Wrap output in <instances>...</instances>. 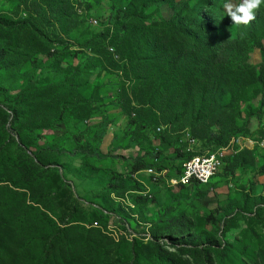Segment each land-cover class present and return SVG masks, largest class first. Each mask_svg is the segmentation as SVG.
I'll use <instances>...</instances> for the list:
<instances>
[{"label": "rangeland", "instance_id": "374dc122", "mask_svg": "<svg viewBox=\"0 0 264 264\" xmlns=\"http://www.w3.org/2000/svg\"><path fill=\"white\" fill-rule=\"evenodd\" d=\"M125 1L94 0L88 5L87 0H65L58 9L61 22L57 23L40 0H0V18H10L20 26L11 31L0 27V54H4L0 59L2 261L163 264L157 260L152 243L159 240L161 254L170 253L175 264H184V260L193 264L187 255L168 244V238L178 241L209 232L225 243V255L217 258L213 254L208 264H264V175L259 172L264 150L258 145L248 143L254 150L252 169H237L231 175L221 168L206 186L180 187L169 180L176 177L186 157H179L175 140L170 138L162 155V166L169 170L168 180L155 181L142 171L134 174L142 190L152 198L141 212L133 205L132 187L110 190V183L118 184L116 177L122 180L135 164H142L143 152L151 148L156 129L139 132L129 129L125 111L115 105L128 103L119 91L106 89L105 95V88L102 89L106 103L115 105L109 104L104 109L105 115L91 100L96 85L117 87L122 74L117 77L112 72L96 70L88 77L85 74L73 77L69 68L84 62L79 58L81 54L73 58L71 52L81 50L90 36L98 34L103 28L101 23ZM239 2L214 3L212 10L219 35L233 37L232 28L226 23L229 17L224 4ZM262 7L264 0L253 9V18ZM54 11L58 13L57 9ZM173 14V4H166L156 17L169 20ZM23 20H31V24L24 25ZM53 44L56 51L51 53ZM48 52L54 56H47ZM261 59L260 50L253 49L249 63L255 65ZM52 66L58 70L56 75L49 72ZM68 70L70 77L66 74ZM16 96L20 98L17 106L20 118L13 125L8 114ZM128 98L137 102L134 97ZM60 113L62 122L52 128ZM28 134H43L44 140L28 148L21 142ZM262 139L264 108L258 118L250 119L247 132L232 137L226 147L214 150L199 143L198 146L229 155L241 147L247 149L245 141L255 143ZM211 213L217 220L233 217L230 227L221 231L219 221L206 223L204 218ZM54 225L69 229L66 236L74 253L57 246L44 263L42 248L49 245ZM9 248H16L15 253L8 254Z\"/></svg>", "mask_w": 264, "mask_h": 264}, {"label": "trees", "instance_id": "16d2710c", "mask_svg": "<svg viewBox=\"0 0 264 264\" xmlns=\"http://www.w3.org/2000/svg\"><path fill=\"white\" fill-rule=\"evenodd\" d=\"M40 1L53 14L54 21L61 22L58 9L65 0ZM92 1L87 0V4L90 5ZM217 1L127 0L111 12L107 20L101 23L102 30L90 36L81 50L71 52L73 58L81 54L79 58L84 60L75 68H69L73 77L77 74L88 77L89 73L96 70L112 72L117 77L122 74L123 79L119 80L116 91L128 103L124 105L116 102L115 105L125 111L129 129L135 132L156 129L151 148L143 152V160H140L142 164H135L127 176L121 177L122 180L115 176L118 184L109 185L112 191L121 186L132 187L131 192L135 195L133 205L139 212L152 198L151 194H144L142 184L133 175L150 167L158 171L168 170L162 166V155L163 147L170 138L175 140L179 157L188 160L195 150L194 153L184 152L185 144L181 142L184 133L189 132L201 147L214 150L226 147L232 137L243 136L247 132L250 119L258 118L264 108V7L247 24L233 23L228 18L226 23L232 28L233 37L226 38L219 35L215 26L218 22L212 9ZM166 4H173V16L169 20L157 18L160 8ZM22 24L30 25L31 20H23ZM18 25L10 18H0V27L6 30L18 29ZM55 48L56 44H53L51 53L56 51ZM110 48L114 51L111 52ZM253 49L260 50L262 56L261 62L255 65L249 63ZM51 53L48 52L47 56H54ZM3 55L0 54V59ZM69 70L63 71L68 73V77ZM56 71L53 66L49 69L55 75ZM106 87H111V84L96 85L95 95L91 98L102 115L106 114L104 109L109 104L114 105L112 102L106 103L107 98L101 93ZM129 96L137 102L128 100ZM19 99L18 96L14 98L8 114L13 125L20 118L17 107ZM131 110H134V116H131ZM61 114L52 122V128L62 122ZM162 125H169L170 129L162 128ZM34 135L28 134L21 142L30 148L32 143L44 140L43 134ZM155 141L159 142L158 145H155ZM134 144L131 143V146ZM253 152V149L248 148L241 150L227 157L221 168L231 175L237 169H252L255 159ZM155 159L158 161L154 162ZM262 159L259 172L264 175V156ZM146 161L149 165H146ZM180 173L181 169L178 171ZM190 184L199 185L196 181ZM204 221L209 224L219 221V229L224 231L230 227L233 217L217 220L211 213ZM68 230L54 225L52 240L42 248L44 263L56 252L57 246L74 253L68 244ZM168 242L181 254L187 255L193 264H208L213 254L217 258L225 255V243L209 232L183 237L178 241L168 238ZM152 243L159 263L175 264L170 253L161 254L159 240ZM15 249L9 248L8 254H14ZM0 264H5L1 256ZM7 264H11V260ZM184 264H187L185 260Z\"/></svg>", "mask_w": 264, "mask_h": 264}, {"label": "built area", "instance_id": "2783aa9c", "mask_svg": "<svg viewBox=\"0 0 264 264\" xmlns=\"http://www.w3.org/2000/svg\"><path fill=\"white\" fill-rule=\"evenodd\" d=\"M165 130V129H164ZM185 144L184 152L187 153V149H195V156H192L190 159L185 160L182 162L181 166V173L176 175V177L169 180L170 184L172 185H183L187 186L190 185L192 181H196L198 184H200L201 181H206V179H213L214 178V170L221 169L223 166L224 160L229 157L233 156L237 152L244 149V147H241L240 150L237 149L235 153H229V155H221V162L220 163H213V159H208L207 157V149H202L198 146V141L193 139L191 135H185L183 139L181 140ZM245 147L250 149L248 146V143L250 142L252 146L258 145L260 148L264 150V139H262L260 142H251V141H245ZM158 151V149H156ZM198 151H205L206 152V164L204 165H197L196 164V155ZM158 160L155 159L154 162H157ZM145 174L149 175L152 179H155V181H158L159 179L168 180V174L169 171L167 169H163L161 171H158L155 167H150L146 170H143ZM139 173V172H138ZM136 175H133V178ZM147 194V193H144Z\"/></svg>", "mask_w": 264, "mask_h": 264}, {"label": "clouds", "instance_id": "9594fccd", "mask_svg": "<svg viewBox=\"0 0 264 264\" xmlns=\"http://www.w3.org/2000/svg\"><path fill=\"white\" fill-rule=\"evenodd\" d=\"M262 0H240L238 4L225 3L226 15L233 23L247 24L253 18V9H256Z\"/></svg>", "mask_w": 264, "mask_h": 264}, {"label": "bare ground", "instance_id": "6f19581e", "mask_svg": "<svg viewBox=\"0 0 264 264\" xmlns=\"http://www.w3.org/2000/svg\"><path fill=\"white\" fill-rule=\"evenodd\" d=\"M187 152H193V150L187 149ZM221 155H224V154L220 151H207V157H208V159H213V163H220L221 162ZM196 164L197 165L206 164V152L202 153L201 155L199 153V156L196 157ZM218 170L219 169L214 170V174H216V172ZM210 181H211V179H206V181H201L200 183L203 185H207L210 183Z\"/></svg>", "mask_w": 264, "mask_h": 264}, {"label": "crops", "instance_id": "0c3cea01", "mask_svg": "<svg viewBox=\"0 0 264 264\" xmlns=\"http://www.w3.org/2000/svg\"><path fill=\"white\" fill-rule=\"evenodd\" d=\"M106 89H107V90H109V89H110V90H112V89L116 90V87H115L114 85H111V87L105 88V89L103 90V94H105V90H106ZM107 90H106V91H107ZM105 95H106V94H105Z\"/></svg>", "mask_w": 264, "mask_h": 264}]
</instances>
